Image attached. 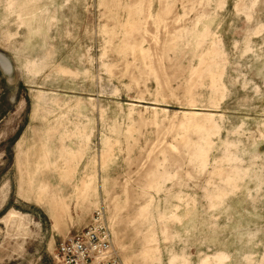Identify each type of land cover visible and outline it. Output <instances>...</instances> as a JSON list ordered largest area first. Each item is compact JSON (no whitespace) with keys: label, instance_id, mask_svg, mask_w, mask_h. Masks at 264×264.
Wrapping results in <instances>:
<instances>
[{"label":"rangeland","instance_id":"1","mask_svg":"<svg viewBox=\"0 0 264 264\" xmlns=\"http://www.w3.org/2000/svg\"><path fill=\"white\" fill-rule=\"evenodd\" d=\"M0 52V264L96 213L123 264H264V0H0Z\"/></svg>","mask_w":264,"mask_h":264},{"label":"built area","instance_id":"2","mask_svg":"<svg viewBox=\"0 0 264 264\" xmlns=\"http://www.w3.org/2000/svg\"><path fill=\"white\" fill-rule=\"evenodd\" d=\"M61 264H123L112 245L111 232L100 213L79 232L57 246Z\"/></svg>","mask_w":264,"mask_h":264},{"label":"bare ground","instance_id":"3","mask_svg":"<svg viewBox=\"0 0 264 264\" xmlns=\"http://www.w3.org/2000/svg\"><path fill=\"white\" fill-rule=\"evenodd\" d=\"M0 68L7 74L13 73V66L9 58L0 52ZM12 79V78H11ZM58 209H63L61 206L57 205Z\"/></svg>","mask_w":264,"mask_h":264},{"label":"crops","instance_id":"4","mask_svg":"<svg viewBox=\"0 0 264 264\" xmlns=\"http://www.w3.org/2000/svg\"><path fill=\"white\" fill-rule=\"evenodd\" d=\"M48 185L47 184H45V183H41L40 184V187L38 188V191H39V195H41L43 198L45 197V195H46V191L48 190ZM53 197H55V196H53ZM52 197V198H53ZM57 200L59 201V204H60V206L62 207V208H64V201H63V199L62 198H58L57 197Z\"/></svg>","mask_w":264,"mask_h":264}]
</instances>
